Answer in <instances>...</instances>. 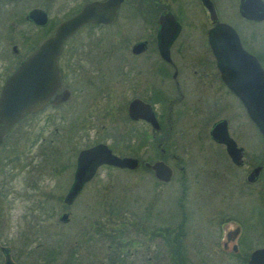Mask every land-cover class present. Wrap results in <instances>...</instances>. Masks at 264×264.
Instances as JSON below:
<instances>
[{"label":"flooded vegetation","instance_id":"obj_1","mask_svg":"<svg viewBox=\"0 0 264 264\" xmlns=\"http://www.w3.org/2000/svg\"><path fill=\"white\" fill-rule=\"evenodd\" d=\"M36 1L38 5L29 10L33 8L44 10L47 14V23L38 25L27 20L25 16L29 10L24 19L36 28L46 30L42 40L44 41L54 33L58 24L76 14L84 4L93 0L86 1L80 7L78 6L79 8L71 9V14L62 18H51L50 16L52 11L58 10V0ZM126 1L124 0L117 8L113 22L109 24L86 23L65 40L57 58L60 72L59 86L43 106L15 123L6 132L3 139L16 125L31 116L36 118L34 125L37 128L40 126L35 134L36 142L39 141L38 143L44 146L41 141L46 140V133L49 134L48 137L52 134L48 139L52 146L48 148L52 152L51 163L41 165L42 167L38 170L37 181L47 176L57 179L62 175L63 178H66L64 181L68 182V190L62 198L59 197L62 201V207L65 206L66 209L60 213L59 220L62 214H67V220L62 221V223L69 221V208L83 197L85 190L89 187H95L96 192L99 193L103 184L111 185L118 172L129 171L130 173L125 175H128L130 179L138 175L149 177L151 183H154V192L159 195L164 191L169 194L170 185L175 182L176 187L174 188L177 189L178 195L173 196V207L170 211L168 210L171 218L166 219L163 215H155L148 210L140 213L138 207H134V205L133 210L125 212L122 211V209L124 210L123 206L117 205L116 214L118 216H116L113 226L108 227V231L111 232L110 235L116 236L115 243L118 247H110V253L105 256L108 259L106 264H249L252 252L258 248H264V155L260 156V162L252 166L246 175V184H255L260 181L257 198L262 222L257 241H254L255 234H251L247 230V222L244 218L238 216L229 206V201L234 196H221L217 200V195H213L217 193L216 188L211 185L205 190L206 196H199L200 199H197L196 195H193L196 194L197 183H201V176L199 173L198 176L190 173L195 170L190 169L193 166L192 164L190 166L189 163L190 155L184 157L187 155L186 148L193 145L194 141H200L207 146L218 147L221 151L220 155L227 159L229 165L233 169L240 170L245 165V149L239 145L237 137L231 132L233 118L237 114H242L255 126L248 117L240 99L227 87L221 77V72L208 43V31L217 21L210 19L209 12L201 0L199 2L206 11L209 20H197L190 17L184 19L180 13V11H185L180 9L181 4L176 5L173 9L168 3L169 0H145L146 4L144 5L137 0H132L133 3L128 4L131 14H140L142 18L136 20L133 27V35L136 38L129 47V56L132 58L130 68L124 69L118 65L115 72V100L117 99L120 106L124 104L127 114V118H124L126 127L122 126L124 124L120 119H117V133L113 137L117 143L116 146L120 145L121 152L117 151L115 146H111L102 140L101 137L82 149L104 143L111 149L112 153L119 156L134 157L138 160V164L132 169L106 164L99 166L92 178L83 183L72 202L65 203L66 195L76 182L77 156L82 149L77 152L75 160H73V152L81 140L89 138V132L94 129V126L86 119L88 117L74 114L73 108L76 109L77 105H72L74 107L69 109L66 108L65 115L59 110L66 106L79 80L85 83L87 79H90L94 82L95 77L89 76L88 70L84 67L87 61L90 59L102 60L108 57L105 47L101 44L105 35L99 34L97 36L90 32V29L97 28L100 29L99 31H103V29L115 24ZM211 2L218 21L228 23L220 20L216 3L214 0ZM165 14L172 15L174 18L173 21L165 20L164 23V33L168 34L174 31V35L168 41L166 57L160 51L163 28L160 18ZM238 15L247 20L239 12ZM247 21L264 22V20ZM83 29L88 31L86 40L73 43L72 40H75ZM236 31L239 34V31ZM197 34H201V42H198ZM240 41L244 47L241 38ZM204 42L206 43V51L201 53L199 43L203 44ZM13 46L15 49L12 47V54L15 61L9 68L4 69L5 76L0 90L19 64L37 47L29 53L23 54L18 51L17 45ZM120 46L116 50L118 59L124 57L125 51L128 53V49ZM94 49H97L95 54L93 53ZM246 50L254 54L264 68L262 55ZM64 90L69 93L67 99L54 102L56 96ZM123 93L124 96L128 93L129 99L126 102H123ZM135 100L140 102L129 114V106ZM149 112L153 113L157 127L144 118L150 115ZM59 119H66L67 125L63 129L58 127ZM221 121L225 122L229 136L238 147L242 148L241 165L233 163L225 145L216 142L211 136L213 126ZM175 124L179 125L178 131L175 129ZM255 128L257 129L256 126ZM15 133L18 136L21 135L19 131ZM176 134H179L185 141L179 144L182 146L180 151L183 156L171 151L178 150L179 147L178 144L174 145V137L178 136ZM189 143L191 144L189 145ZM62 144H66V147H59ZM125 148L128 151L123 153ZM171 159L176 160V163L170 165ZM156 161H162L170 167L171 177L169 180L159 179L152 167L146 165V163L152 164ZM256 166H261L258 179L255 182H249L247 176ZM175 175L178 177L177 180H173ZM130 179L128 180L131 182ZM4 186L5 184L0 187L3 189ZM127 186L130 185L127 184ZM245 189L241 183L238 193L245 192ZM5 192L3 190V193ZM44 198L46 200H58L54 195ZM151 201L155 200L152 199ZM145 207L148 208L147 205ZM173 218L176 219L173 220ZM102 230L103 234L106 235V229ZM128 233L132 234V238L127 243L131 245V248L134 247L135 251L140 250V248L144 249L147 252L145 260L135 261L136 259H133L129 261L126 257L127 254L121 253L120 244H124V240L119 237L128 236ZM255 244L262 245L249 251L250 247ZM261 262L264 264V258Z\"/></svg>","mask_w":264,"mask_h":264},{"label":"rangeland","instance_id":"obj_2","mask_svg":"<svg viewBox=\"0 0 264 264\" xmlns=\"http://www.w3.org/2000/svg\"><path fill=\"white\" fill-rule=\"evenodd\" d=\"M86 1L90 0H72V2L58 0V10L52 11L50 16L51 18L69 16L71 9L79 8ZM214 1L220 20L232 24L239 31L244 47L260 53L264 60V22L255 23L242 19L237 12L238 0ZM36 2V0L0 2V86L5 76L4 69L9 68L15 61L12 54L13 45H17L20 53L26 54L45 37V29L36 28L24 19L26 12L38 5ZM137 2L146 4L145 0H137ZM132 3V0L125 2L115 24L103 31L97 28L90 29V32L97 36L105 35L101 44L105 47L108 57L87 61L84 67L88 70L89 76L95 77L94 82L90 79L85 83L79 80L68 103L59 110L65 115L66 108L77 105L76 109L73 108L74 114L88 117L86 119L94 126L89 132V138L81 140L76 146L73 160L80 149L89 146L99 137L111 146H115L117 151L121 150L120 145L116 146L113 137L117 133V119H120L124 124L122 126L126 127L124 118H127V114L124 104L120 106L117 99L115 100L114 81L118 65L124 69L131 66L129 47L136 38L133 35V27L136 20L142 18L140 14H131L128 4ZM168 3L173 9L181 4L180 9L185 10L180 11L184 19L190 17L209 20L199 0H169ZM87 35L88 31L83 29L72 42L86 40ZM196 38L201 42V34H197ZM199 44L201 53L206 51V43ZM119 45L128 49V53L125 51L124 57L120 59L117 58L116 52ZM96 51L97 49H94L93 53L95 54ZM128 99V93L125 96L123 93V102ZM35 121L36 118L31 116L20 122L0 144V186L5 184L3 189L0 187V247L10 248L14 262L17 264H106L108 259L105 256L110 253V247H118L115 243L116 236L110 235L111 232L108 231V227L113 226L118 216L117 205L123 206L122 211L125 212L133 210L134 205L138 207L140 213L148 210L155 215H163L166 219L171 218L168 210L173 207V196L178 195L177 189L174 188L175 182L170 185V195L165 191L159 195L154 192V183H151L149 177L138 175L130 179L125 175L130 173L127 171L118 172L111 185L103 184L99 193L96 192L95 187L85 190L83 197L69 208V221L62 223L59 215L66 209L65 206L62 207L59 197L62 198L68 190V182L64 181L66 178L62 175L57 179L47 176L37 181L41 165L51 163L52 152L48 148L52 146L48 139L52 134L48 137L49 134L46 133V140L41 141L44 146H41L39 141L35 140V134L40 127L34 125ZM57 124L63 129L67 125L66 119H59ZM175 129L178 131L179 125L175 124ZM18 131L21 132L20 136L15 133ZM231 132L237 137L239 145L245 149V165L240 170L233 169L229 165L227 159L220 155L221 151L218 147L194 141L193 145L186 148L187 155L184 157L190 155L189 163L190 166L193 165L190 169H195L190 173L194 175L199 173L201 176V183H197L196 194L193 195H196L197 199L199 196H206L205 190L211 185L216 188L217 193L213 195H217V200L221 196H234L230 199L229 206L233 212L244 218L247 222V230L255 234L254 241H257L262 222L257 198L260 181L246 184V175L252 166L260 162V156L264 155V143L255 126L242 114H237L233 118ZM176 135L178 136L174 137V145L185 142L179 134ZM59 147L65 148L66 144ZM180 147L182 146L179 145L178 150H171L172 153L183 156ZM123 151L126 153L128 150L125 148ZM175 163L176 160L169 161L170 165ZM177 179L175 175L173 180ZM241 183L246 189L245 192L238 193ZM3 190L6 192L3 193ZM53 195L58 198L57 201L44 198ZM152 199L156 202L151 201ZM102 229H106V235L103 234ZM119 238L124 240V244H120L121 253L127 254L129 261L146 259L147 252L144 249L135 251V248H131L127 243L132 238V234L128 233V236L122 235ZM261 245L255 244L249 251ZM3 261L4 256L0 250V264H3Z\"/></svg>","mask_w":264,"mask_h":264},{"label":"water","instance_id":"obj_3","mask_svg":"<svg viewBox=\"0 0 264 264\" xmlns=\"http://www.w3.org/2000/svg\"><path fill=\"white\" fill-rule=\"evenodd\" d=\"M124 0H93L73 16L65 19L55 28L54 33L42 41L26 57L6 80L0 90V144L6 132L27 114L33 113L43 106L60 84V72L57 58L61 53L65 40L86 23L113 22L119 5ZM209 12L210 19L217 21L208 31V43L215 57L221 77L227 87L240 99L250 120L259 130L264 143V68L256 56L247 51L241 44L236 29L226 23L218 21L211 0H201ZM239 14L254 21L264 20V0H240ZM25 18L34 24L47 23V14L44 10L33 8L29 10ZM162 21V33L160 51L167 55V45L174 31L166 34L165 20L173 21L172 15L165 14ZM175 28V27H174ZM15 49V46H13ZM69 96L64 90L56 96L54 102L64 101ZM140 101L135 100L129 106V114ZM144 118L157 127L152 112ZM212 138L223 143L232 162L242 164V148L229 136L224 121L217 122L211 130ZM78 169L76 182L65 197V203L69 204L79 193L85 181L92 178L97 168L103 164L120 168H135L138 160L130 156H119L112 153L104 143L85 148L79 151L77 156ZM151 166L159 179L169 180L170 167L162 161H156ZM261 166L254 167L247 180L255 182L258 179ZM60 220L65 222L67 214L61 215ZM4 256L3 264H16L11 257V250L7 246H1ZM264 248L254 250L250 256L249 264H263Z\"/></svg>","mask_w":264,"mask_h":264},{"label":"trees","instance_id":"obj_4","mask_svg":"<svg viewBox=\"0 0 264 264\" xmlns=\"http://www.w3.org/2000/svg\"><path fill=\"white\" fill-rule=\"evenodd\" d=\"M262 58V57H261ZM263 59V58H262ZM259 163V162H258Z\"/></svg>","mask_w":264,"mask_h":264}]
</instances>
